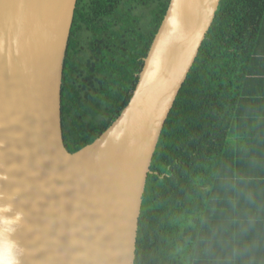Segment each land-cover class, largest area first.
<instances>
[{
    "label": "trees",
    "instance_id": "16d2710c",
    "mask_svg": "<svg viewBox=\"0 0 264 264\" xmlns=\"http://www.w3.org/2000/svg\"><path fill=\"white\" fill-rule=\"evenodd\" d=\"M169 0H77L61 127L74 152L129 101ZM249 218L254 223L249 226ZM264 264V0H220L150 163L134 264Z\"/></svg>",
    "mask_w": 264,
    "mask_h": 264
},
{
    "label": "water",
    "instance_id": "95a60500",
    "mask_svg": "<svg viewBox=\"0 0 264 264\" xmlns=\"http://www.w3.org/2000/svg\"><path fill=\"white\" fill-rule=\"evenodd\" d=\"M77 0H0V205L22 212V264H134L150 163L220 0H169L131 97L69 152L63 62Z\"/></svg>",
    "mask_w": 264,
    "mask_h": 264
},
{
    "label": "clouds",
    "instance_id": "9594fccd",
    "mask_svg": "<svg viewBox=\"0 0 264 264\" xmlns=\"http://www.w3.org/2000/svg\"><path fill=\"white\" fill-rule=\"evenodd\" d=\"M0 179H6V177L0 176ZM10 213H13V206L11 204L0 205V264H22L21 257L24 249L14 239V235L17 231V225L23 218V213L15 212L14 215H9ZM253 223L254 219L249 218V226ZM247 250V248L242 250L234 246L225 264H230L233 259Z\"/></svg>",
    "mask_w": 264,
    "mask_h": 264
}]
</instances>
